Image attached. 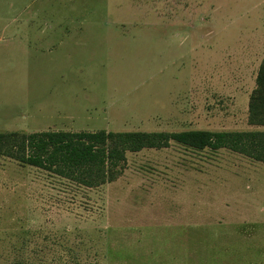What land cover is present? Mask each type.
Wrapping results in <instances>:
<instances>
[{
  "label": "rangeland",
  "instance_id": "374dc122",
  "mask_svg": "<svg viewBox=\"0 0 264 264\" xmlns=\"http://www.w3.org/2000/svg\"><path fill=\"white\" fill-rule=\"evenodd\" d=\"M263 58L264 0H0V133L264 130ZM0 264H264V163L173 142L88 188L0 157Z\"/></svg>",
  "mask_w": 264,
  "mask_h": 264
},
{
  "label": "trees",
  "instance_id": "16d2710c",
  "mask_svg": "<svg viewBox=\"0 0 264 264\" xmlns=\"http://www.w3.org/2000/svg\"><path fill=\"white\" fill-rule=\"evenodd\" d=\"M248 123L264 127V58L249 98ZM195 150L228 149L264 163V130L180 132L48 130L0 133V157L44 169L88 188L118 179L127 154L164 149L172 143Z\"/></svg>",
  "mask_w": 264,
  "mask_h": 264
},
{
  "label": "crops",
  "instance_id": "0c3cea01",
  "mask_svg": "<svg viewBox=\"0 0 264 264\" xmlns=\"http://www.w3.org/2000/svg\"><path fill=\"white\" fill-rule=\"evenodd\" d=\"M22 33V32H21ZM41 33H46V31L45 30H42L41 31ZM21 35V34H20ZM31 34H30V31H28L27 32V35L26 34H22L21 36L24 38V41H25V39H28V42L30 43V42H32V39L31 38H28L29 36H30ZM72 35H73V32H72ZM52 42H57V41H54V40H51ZM27 45H28V43H27ZM29 45H31V43L29 44ZM31 47V46H30ZM41 49H44V47H41ZM49 49V48H48ZM107 130V129H106ZM45 131H48V130H45ZM65 131H67V130H65Z\"/></svg>",
  "mask_w": 264,
  "mask_h": 264
}]
</instances>
